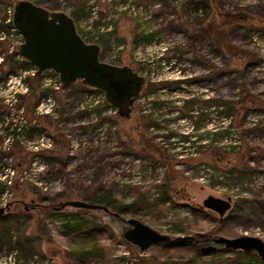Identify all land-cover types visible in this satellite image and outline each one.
Returning a JSON list of instances; mask_svg holds the SVG:
<instances>
[{"label":"rangeland","instance_id":"rangeland-1","mask_svg":"<svg viewBox=\"0 0 264 264\" xmlns=\"http://www.w3.org/2000/svg\"><path fill=\"white\" fill-rule=\"evenodd\" d=\"M15 1L1 0L0 19ZM34 1L72 14L80 33L101 44L102 59L148 80L124 117L88 108L82 83L60 84L54 70L39 79L28 72L25 82L8 49L1 72L19 73L0 82V206L10 205L0 216V264H264L256 252L215 243L241 235L264 242V0H97V16L88 0ZM100 195L133 211H49ZM210 195L232 199L224 216L203 205ZM130 218L172 245L141 250L124 238ZM86 222L100 228L88 238L101 256L82 255L88 239L68 234ZM198 234L208 239L197 249H217L196 257L179 239Z\"/></svg>","mask_w":264,"mask_h":264},{"label":"water","instance_id":"water-1","mask_svg":"<svg viewBox=\"0 0 264 264\" xmlns=\"http://www.w3.org/2000/svg\"><path fill=\"white\" fill-rule=\"evenodd\" d=\"M13 22L23 35L18 50L26 61L37 68L38 76L50 69L59 74L63 85L80 81L92 89L101 90L105 93L107 102L121 116H131L135 102L141 98L146 87L148 77L130 64L102 59L101 44L87 41L82 36L72 14L64 9L44 6L34 0H16ZM231 201L230 197L224 199L210 195L203 201V205L224 216L231 208ZM9 206H0V216ZM70 206L99 209L116 217L120 216L106 205L79 199L60 202L53 207L60 210ZM126 221L131 227L124 232V238L143 251L154 244L166 243L172 239L170 235L160 233L139 219L130 218ZM193 238L188 235L179 239ZM215 243L247 254L256 252L264 262V242L258 236H220L215 239ZM216 249V245H209L202 247L201 251L210 253Z\"/></svg>","mask_w":264,"mask_h":264},{"label":"trees","instance_id":"trees-1","mask_svg":"<svg viewBox=\"0 0 264 264\" xmlns=\"http://www.w3.org/2000/svg\"><path fill=\"white\" fill-rule=\"evenodd\" d=\"M229 16L234 17V18H240V14L236 11H229L227 13ZM21 65L25 68H30V67H34V65H32L31 63H29L26 60H22L21 61ZM36 78H40V76H38L37 74L35 75ZM83 85L84 89H88V90H93L91 88H89L88 86ZM96 90V89H95ZM5 106L4 103L0 102V109L3 108ZM104 108L106 107H110L111 105L106 101L104 103V105H102ZM234 108V106L232 105V109ZM102 109V108H101ZM8 112H11L10 110ZM14 133L19 134V131L14 130ZM28 134V133H27ZM20 147L18 143L15 144V147ZM23 162H20L19 164H22ZM17 166V165H16ZM14 188L17 187V184L15 183ZM91 202L93 203H98V204H103L108 206L110 209L117 211V212H131L133 211V203H121L118 200L112 198L110 195H100V196H94L93 198L89 199ZM54 204L49 206V211H58L57 209H55ZM67 230H69V235H71L73 237V239H75L76 241H81V240H87L84 245L85 247L82 248L83 251H80L79 253H83L82 255H89V256H101L102 252L97 254L96 251H98L97 248V244L95 242V240L88 238V236L91 235V233L95 232L96 230H99V226L96 223H91V222H86L83 224H73V225H69L67 226ZM208 239V237L206 235H196L194 236L193 239L191 240H186V243H189L190 245H192L195 248V255L196 257H198L199 255H201V249H197V246H199L200 243L206 242ZM173 241H169L166 242L165 244H169L172 245ZM177 242H179V239H177ZM225 251H228L230 249L225 248L223 249ZM242 251H238V255H241ZM247 255V254H246ZM249 255V254H248ZM192 264H197V259L192 258L191 260Z\"/></svg>","mask_w":264,"mask_h":264},{"label":"built area","instance_id":"built-area-1","mask_svg":"<svg viewBox=\"0 0 264 264\" xmlns=\"http://www.w3.org/2000/svg\"><path fill=\"white\" fill-rule=\"evenodd\" d=\"M0 2H1V0H0ZM88 2H89V4L92 5L91 6L92 7V10H93L92 13L94 14V16H97V13H98V10H97V8H98L97 0H88ZM2 11L4 13H3V16H1L2 19H0V39L3 41L4 39H6L7 35H13L16 38V40H15L14 43L9 44L7 49H6V47H3L0 44V82L3 83L7 78H9V76L11 74H17V73H19V72L15 71V70H7L4 74L1 72L2 64H3L2 61L5 60L6 57L8 58V52H9L8 49H12V48L15 49V51H16L15 52V56H16V59H17V62L16 63L21 68V72L23 73V77H24V81H25L26 78H27V73L28 72H30V73L32 72L33 75H36L37 74L36 73L37 68L35 66L34 67H30V68H25V67H23L21 65V61L22 60H25V59L22 56V54L19 52L18 45L23 41V35L16 28V26L14 25V22H13L14 3L9 4L8 7L5 10H2ZM82 36L87 41H90L88 39V37H87L86 34L83 33ZM13 49H12V51H13ZM143 74H145V73H143ZM60 84H62L61 81H60ZM20 93H21V91H19L18 93H15V94H17L14 97L16 100L19 99ZM85 95L88 97V99L93 98V101L88 102L87 107L88 106L92 107V106H97L98 105V106H101V108H102V105H104V103L107 101L106 98H105V93L103 91H101V90H97V89L96 90L95 89L88 90L87 89V90H85ZM11 99H13V98H11ZM9 101H10V99H9ZM10 103H13V102L10 101ZM83 106L86 107V105H83ZM90 107H88V108H90ZM108 108L109 109H112V110H114V111L117 112V110L113 106H110ZM6 123H8V122H6ZM14 127L17 128V129H15ZM12 128H14L17 131L22 130V127L21 126L16 127L15 125H13ZM5 131H7V130L5 128H3L2 131H0V135L1 136H6V132ZM18 136H19V134H18Z\"/></svg>","mask_w":264,"mask_h":264},{"label":"flooded vegetation","instance_id":"flooded-vegetation-1","mask_svg":"<svg viewBox=\"0 0 264 264\" xmlns=\"http://www.w3.org/2000/svg\"><path fill=\"white\" fill-rule=\"evenodd\" d=\"M186 76H188V75H186ZM187 79H188V77H187ZM143 94V93H142Z\"/></svg>","mask_w":264,"mask_h":264}]
</instances>
